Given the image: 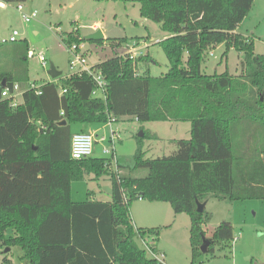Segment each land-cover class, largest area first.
<instances>
[{
    "label": "trees",
    "instance_id": "1",
    "mask_svg": "<svg viewBox=\"0 0 264 264\" xmlns=\"http://www.w3.org/2000/svg\"><path fill=\"white\" fill-rule=\"evenodd\" d=\"M135 1L140 16L168 34L158 42L168 70L151 76L148 54L131 59L114 49L92 66L106 81L105 99L92 96L85 72L60 84L40 81L37 94L29 88L27 41L8 43L12 67L0 71V88L18 84L23 94L15 107L0 97V247L19 248L23 264H164L135 241L148 234L155 240L150 248L159 252V229L132 224L135 195L189 216L190 264H196L202 226L211 219L205 208L196 210V201L264 199V54L253 51L250 38L233 33L253 0ZM63 41L70 46L84 40L70 32ZM128 41L137 39H112L110 46ZM219 44L223 55L231 48L242 52L237 74L201 72L203 53ZM109 117L187 122L189 137L174 139L173 153L147 158L143 139L158 137L142 128L127 173L118 157L117 173L109 171L106 157L72 159L71 124H105ZM139 169L146 174L132 175ZM87 174L109 175V201L71 199V182ZM233 239L232 223L222 220L204 252H213L214 243L229 248ZM0 264L13 263L4 256Z\"/></svg>",
    "mask_w": 264,
    "mask_h": 264
},
{
    "label": "rangeland",
    "instance_id": "2",
    "mask_svg": "<svg viewBox=\"0 0 264 264\" xmlns=\"http://www.w3.org/2000/svg\"><path fill=\"white\" fill-rule=\"evenodd\" d=\"M18 3H21L28 12L35 11L36 17L25 23L15 8ZM95 25L97 26L93 29ZM13 30L18 32L17 39L26 40L28 43L32 53V56H28V74L30 80H35L33 81L35 84H38L42 79H52L47 74L50 64H53L56 70L61 72V76L70 72L68 65L71 58L70 51L63 41V37L70 32L77 33L84 40L81 43V51H87L85 58L88 65H94L109 58L114 54V49L118 55L124 54L125 43H122L118 48H113L110 46V41L125 37L137 39V47L141 48L142 55H149L148 68L151 76H161L168 70V60L158 44L168 34L160 28L158 23L140 16L139 3L135 0L10 1L7 2L6 8H0V41L7 38ZM96 30H101L105 35L101 44L87 39ZM241 30L252 37L253 40L250 39L253 41V51L263 55L264 0L254 1L242 23ZM129 42L131 41L126 43ZM2 44L7 45H0V71L9 70L12 67L11 48L8 43ZM224 51L223 44L208 48L203 53L201 72L207 75L223 71L237 74L242 52L231 48L223 55ZM38 53L44 56L45 67L41 66ZM136 70L140 73L138 67ZM19 100L21 99L19 98ZM80 126L87 127L88 125L71 124L72 134L80 132ZM104 126L101 133L104 134L106 141L95 142L92 155L110 158L102 153V147L110 146V131L113 130L115 155L123 164L124 173H127L133 165L132 156L137 148L135 135H138L142 128L155 133L158 137L143 139L145 157L147 158L169 155L176 149L174 139L189 137V123L187 122L147 121L139 123L133 118L124 117L112 122L111 128L108 125ZM112 169H115L114 163H112ZM145 174L146 170L144 169L132 173L135 176ZM71 199L74 201L110 200L111 181L109 175L103 174L99 179H95L93 174H87L83 180L72 181ZM206 203L205 209L211 214V219L202 228L203 239L210 240L222 220L232 223L234 239L231 241L230 247L226 249L221 248L220 244L214 243L213 252L201 251L195 263L264 264V199H243L228 202L211 197ZM129 215L135 228L154 226L159 229L156 244L164 255V264H190V220L187 214L174 213L167 202H151L142 199L133 200L129 207ZM135 241L144 249L146 245L150 247L155 240L147 234L145 237H136ZM5 249L6 247H0V261L6 256L13 264L24 263L21 258L22 251L19 248ZM146 252L151 257L148 251Z\"/></svg>",
    "mask_w": 264,
    "mask_h": 264
},
{
    "label": "built area",
    "instance_id": "3",
    "mask_svg": "<svg viewBox=\"0 0 264 264\" xmlns=\"http://www.w3.org/2000/svg\"><path fill=\"white\" fill-rule=\"evenodd\" d=\"M7 5L6 1L0 0V8H4ZM16 10L20 13V16L22 20L25 23L30 22L32 19L36 17V12L35 11H26L24 6L21 3L16 4L15 6ZM93 29H95L93 27ZM18 37V32L17 30H13L7 38L2 39L0 42L1 43H10L14 42L17 40ZM138 42H129L125 43V52L122 55H126L131 59H134L140 55H142L141 48L137 47ZM82 45L80 44H71L68 46V49L70 51V56L71 58L68 61L69 65V70L66 75L60 76L54 79H49L48 82H54V83H59L61 80H64L68 78L71 75L75 74H80V73H87L91 76V79L93 81V90L91 92L92 96H98L102 97L105 99V88H106V81L104 77L100 73H96L92 70V65H88L87 60H86V52L81 51ZM28 56H32L31 51H28ZM38 60L41 63L42 67L46 66L45 58L41 53H38ZM134 74L137 75L139 72L137 70H134ZM39 85L34 84V82H31L29 85V88L34 89L37 94L40 93L38 90ZM66 89H61L60 94H65ZM22 94L23 90L20 89L18 84H13L11 86H6L2 85L0 88V97L2 99H8L10 101V106L15 107L18 104L22 102ZM19 98L21 100H19ZM62 114V111L60 112ZM114 117H109L107 124L109 127L111 126L112 122H115ZM111 128V127H110ZM106 138L104 135H99L98 137L94 135L91 132H76L73 133L70 139V156L72 159H83L87 158L89 156H92L93 149H94V143L95 142H105ZM110 146L102 147V153L104 155L110 156L109 162H108V169L110 172H117V164H116V155H115V150H114V131H110ZM112 163L115 164V169H112ZM123 202L127 203L129 200V197L123 193L122 194ZM142 196L140 195H135L134 200H142ZM140 237V236H138ZM148 253L150 254L151 257L156 258L159 261L163 262L164 255L161 252L155 253L152 248L147 247V245L144 248Z\"/></svg>",
    "mask_w": 264,
    "mask_h": 264
},
{
    "label": "water",
    "instance_id": "4",
    "mask_svg": "<svg viewBox=\"0 0 264 264\" xmlns=\"http://www.w3.org/2000/svg\"><path fill=\"white\" fill-rule=\"evenodd\" d=\"M103 38H104V36H103V33H102L101 30H96L93 34H90V35L87 37L88 40H93V41H95V40H101V39H103ZM47 74H48L51 78L54 79V78H57L58 76H60V75H61V72L58 71V70H56V68L54 67L53 64H50L49 67H48V70H47ZM64 124H65V120H62V121L59 122V125H64ZM138 136H142V131H140V132L138 133ZM204 208H205V202L199 203V202L196 201V210H197L198 212H202ZM207 244H208V241H205V240L203 239V243H202V245H201V247H200V250H201L202 252L205 251ZM7 249H8V248H6L5 250H7Z\"/></svg>",
    "mask_w": 264,
    "mask_h": 264
},
{
    "label": "crops",
    "instance_id": "5",
    "mask_svg": "<svg viewBox=\"0 0 264 264\" xmlns=\"http://www.w3.org/2000/svg\"><path fill=\"white\" fill-rule=\"evenodd\" d=\"M254 1L255 0H253V3H254ZM253 3H252V5H253ZM4 8H6V6L4 7ZM251 8H252V6H251ZM251 8H250V10H251ZM249 10V11H250ZM249 13V12H248ZM247 16V15H246ZM246 18V17H245ZM245 18L242 20V22L236 27V29L233 31V33H235V34H239V35H241V36H243V37H247V38H251L252 39V37L251 36H249V35H247V34H245L242 30H241V27H242V23H243V21L245 20ZM96 26L97 25H95L94 26V28H96ZM103 33V32H102ZM103 36H105L104 35V33H103ZM253 40V39H252ZM138 42V41H137ZM219 45H222V44H219ZM219 45H217V46H219ZM30 51V50H29ZM95 65V64H94ZM93 66V65H92ZM61 76V75H60ZM59 76V77H60ZM29 79H30V77H29ZM53 79V78H52ZM39 80H41V79H39ZM44 79H42L41 81H43ZM31 82H33V81H35V80H30ZM48 81V80H47ZM104 125H107V124H104ZM103 124H91V125H88L87 127H83V126H80L79 127V130H81L80 132H91V133H93L94 135H96L97 137L99 136V135H104L103 133H101L102 131H101V129L103 128V126H104ZM105 127V126H104ZM79 132V131H78ZM99 179V178H98ZM95 200V199H94ZM99 201H102V200H99ZM107 201H109V200H107ZM206 204L207 203H205V207H206ZM205 225V224H204ZM203 225V226H204ZM203 226H202V228H203ZM154 227V226H153ZM205 227V226H204ZM147 228H150V227H147ZM156 248H157V250L160 252V250L158 249V247H157V244H156Z\"/></svg>",
    "mask_w": 264,
    "mask_h": 264
}]
</instances>
